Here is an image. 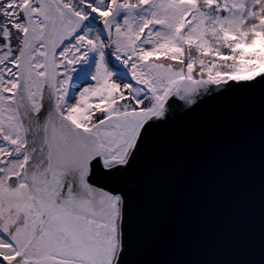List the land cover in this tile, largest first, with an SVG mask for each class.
I'll return each mask as SVG.
<instances>
[{"label": "snow or ice", "instance_id": "obj_1", "mask_svg": "<svg viewBox=\"0 0 264 264\" xmlns=\"http://www.w3.org/2000/svg\"><path fill=\"white\" fill-rule=\"evenodd\" d=\"M235 96L264 99V0H0V264H130L142 157Z\"/></svg>", "mask_w": 264, "mask_h": 264}, {"label": "water", "instance_id": "obj_2", "mask_svg": "<svg viewBox=\"0 0 264 264\" xmlns=\"http://www.w3.org/2000/svg\"><path fill=\"white\" fill-rule=\"evenodd\" d=\"M130 264H264V99L178 113L130 184Z\"/></svg>", "mask_w": 264, "mask_h": 264}]
</instances>
